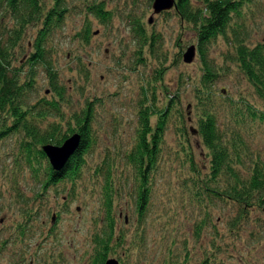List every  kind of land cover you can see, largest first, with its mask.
<instances>
[{"label": "trees", "instance_id": "1", "mask_svg": "<svg viewBox=\"0 0 264 264\" xmlns=\"http://www.w3.org/2000/svg\"><path fill=\"white\" fill-rule=\"evenodd\" d=\"M114 1L0 0V172L11 183L15 194L13 203L16 204L17 200L28 207L30 202L49 199V191H59V188L68 194V200H78L82 190H87L88 203L97 205L95 212L99 218L92 235L94 247L89 264H106L109 255L116 259L125 246L131 250L134 244L139 254L140 250L146 251L142 238L129 241L122 229L114 231V210L120 200L126 199L128 192V196L134 199L138 226L133 236L145 237L140 230L152 193L151 184L159 177L155 173L157 166L170 161V158L183 159L190 171L181 180V194H190L191 199L186 202L191 207L190 212L195 204L199 205L197 208L201 212L198 218L190 221L195 229L191 236L192 247L186 237L182 242L178 241L183 234L181 225L166 231L170 234L163 233L160 250L168 247L161 255L160 264H225L227 256L232 257V252L224 244V239L229 236L230 240L236 241L245 232L247 236L259 237L257 227H263L262 219L252 215L264 211V161L254 157L250 138L255 136L251 126L254 123L251 122L259 120L264 123V111L244 98L230 95L220 98L215 88L222 76L238 70L252 85L255 96L264 101V42L251 45L252 34L263 26L264 0H180L172 10L160 14H154L152 10L154 0L147 1L145 9H151V18L173 14L181 23L182 31L187 27L195 34L196 44L190 48H195L194 59H198L200 73L196 74L198 77L187 74L185 78L186 87L190 86L194 91L190 107L185 110L181 89L171 92L169 99L164 98L167 96V92H163L166 88L164 77L172 64L169 58L167 60L169 48L164 44V33L157 31L155 23L150 19L146 21L143 14H135L134 10L138 11L142 3L136 0ZM74 14L81 16L82 26L75 32H68L67 17ZM115 19L121 29L131 31L125 32L132 34L136 45L137 60L132 65H153V80L143 83L141 90L138 128L142 131H137V146L126 152L119 149L120 159H114V153L106 154L108 161L91 165L86 156L90 145L96 143L91 134L92 106L87 103L79 114L75 112L72 115L77 128L72 127L71 121L64 126L56 119L65 117L64 103L68 92V86L62 84L61 79L65 69L57 57L63 40H71L78 47L72 49L68 57L78 62L75 83L80 82L79 88L85 87L83 81L87 83L90 76L89 67L84 63V48L100 32L99 29L93 30V23L96 21L110 31L115 27ZM29 31L32 33L28 34ZM177 39L180 52L175 61L183 57L184 65L192 64L194 59L191 63L185 62V49L181 47L183 40ZM219 40L226 47L217 55V59L223 55L222 64L211 52ZM68 70L71 71L72 66ZM39 73L44 75L49 86V93L42 96ZM159 80L163 81V87L157 84ZM37 92L38 100L35 97ZM49 96H54L53 100H48ZM192 107L194 119L190 116ZM48 118L56 121L43 124ZM150 123L154 126L150 135L152 142L148 146L146 131ZM171 123L176 125L181 141L172 148L165 142ZM190 133L200 138L202 148L207 152L209 163L205 169L195 163L187 136ZM75 134L81 137L80 146L62 171L55 170L44 148L61 147ZM183 138L186 139L185 146ZM9 159L11 166L7 164ZM87 165L90 169L85 174ZM10 168L15 169L12 175ZM19 170L28 172L34 195L32 200L22 190L21 177L17 174ZM151 174L154 175L153 181ZM3 195L0 194L1 200H4ZM215 204L227 211V230L221 236H202L203 229L211 224L209 207ZM31 216L28 215L26 222L31 221ZM251 223L254 224L252 230L249 229ZM171 224L174 222L168 225ZM13 253L18 258L24 256L23 262H26L27 252L16 249ZM119 254L117 260L121 263L126 250L123 255Z\"/></svg>", "mask_w": 264, "mask_h": 264}, {"label": "rangeland", "instance_id": "2", "mask_svg": "<svg viewBox=\"0 0 264 264\" xmlns=\"http://www.w3.org/2000/svg\"><path fill=\"white\" fill-rule=\"evenodd\" d=\"M147 1L136 0L142 5L138 8V11L134 10L135 14H143L146 21L151 19V16L153 17L151 9H145ZM122 5L120 4V6ZM143 9L145 12H143ZM155 18L157 19L155 20ZM155 18L153 22L156 25V30L164 33V44L169 48V50L166 49L168 50L167 60L169 58V62L172 63L164 77L166 88H164L163 92H167V96H164V98L169 99L171 92L181 89L184 100L183 109L185 110V108L190 107L189 103L192 102L191 98L194 96L193 88L190 86L186 87L185 78L187 74L191 77H198L196 74L200 73L199 64L196 61L198 59H194L195 61L192 64L184 65L183 57L181 60L175 61L176 56L179 58L180 52L176 45V39L182 38L181 47L185 49L184 54L187 53L188 47L190 48L191 45L196 44V37L194 32L188 31L187 27L182 31L181 23L177 20V17H173V14ZM115 22V27L110 29V31L104 29L96 21L93 23V30L99 29L100 32L96 33V36L91 39L89 46L84 48V53L87 55H83L84 63L86 62L89 67L90 76L87 83L83 81L85 87H80V89V82L75 83L78 77L76 69L78 62L76 59L73 60V58L68 57L71 50L78 49V47L71 40H63L60 54L57 57L59 64L65 69L62 72L61 79L62 84L68 86V92L65 95L64 103V108L66 109L64 111L65 117L62 120L56 119L64 126L71 121L72 127L77 128L72 115L75 112L79 114L87 107V103L92 106L94 112L91 122V134L96 143L93 144V142L90 145L89 153L86 156L91 165H97V163L107 160L105 158L106 154L112 155L114 153V159H120L119 149L123 148V152H126V150L130 151L136 147V133L139 127L138 120L140 119L141 108L139 101L142 98L141 90L143 83L153 80V65H138L136 67L132 65L137 60L136 45L133 43L132 34L129 35L125 32L130 31L129 29H121L122 27H120L117 19H115ZM81 26V16L77 14L68 15V32H75ZM119 27L120 29H118ZM152 29H155V26ZM30 33L32 32L29 31L28 34ZM252 40L251 45L264 42V22L260 31L252 34ZM26 42L24 41V44ZM224 50H226V47L220 40L211 48L212 55L220 64H222L223 55L219 56L218 59L217 55ZM79 52L81 55L82 51L80 49ZM75 53L76 51H74ZM69 66H72L71 71L68 70ZM38 76L39 85L42 88L40 95L42 96L45 93H49V86H47V81L43 74L39 73ZM162 83L163 81L159 80L157 84L162 86ZM215 91L220 98L224 95H230L237 99L244 98L248 103L261 107L264 111V101L255 96L252 85L238 70L231 72L230 75L222 76L216 85ZM224 91L226 92L224 93ZM35 97L38 100V92ZM53 97L49 96L48 100H53ZM192 112L190 116L194 119L195 110L193 107ZM56 119L48 118L43 124L52 123ZM251 123H254L251 126L254 129L255 136L250 138V149L255 154L254 157L264 161V123L259 120ZM170 126L165 135V142L172 148L181 141L177 134L176 125L171 123ZM187 136L194 153L196 165L205 169V166L209 163V158L206 150L202 148L200 138L193 136L191 133ZM182 142L185 146L186 139L183 138ZM183 162V159L170 158V161H164L157 166L155 173L159 177L151 184L152 193L150 194L149 205L144 212L145 221L140 230L145 237L133 236L138 226V217L136 203L132 197L128 196L129 192L126 199L120 200L121 203L116 206L117 209L114 210L116 213L114 231L117 232L122 229L127 233V240L132 241L133 238L141 240L142 238L146 244V251L140 250V254L136 250L137 248H134V244L131 250H129L128 246H125L123 251L126 250V254L129 255L124 257L123 251H119L123 255L121 264H160L161 255L166 253L168 247L165 246L164 249L160 250L159 243L162 244L163 233L170 234L166 231H170L180 225L183 227L181 230L183 234H181L182 237L178 241L182 242L186 237L190 247L193 246L191 236L195 229H193L194 223L190 221L196 217L198 218L201 211L197 208L199 205L195 204L192 212H190L191 207H188L186 203L189 198L191 199L190 194L188 192L184 196L181 194V180L190 171L189 165L185 166ZM7 164L13 165L10 159ZM89 169L90 166L87 165L85 174H87ZM14 170L10 168V174H13ZM17 174H20L21 182L19 181V183L23 185L22 190L25 192V196L32 200L34 195L31 191V185H29L32 182L28 178V172L19 170ZM153 177L154 175H152V181ZM83 184L85 185L84 182ZM11 188V183L0 172V194H5L3 195L4 200L0 199V264L90 263V256L94 247L91 244L92 235L96 227L95 223L99 218L95 212L97 205L88 203L90 199L87 195V190H82V195L78 197V200L70 201L67 199L68 194L66 192L62 193L61 188H59V191L51 189L49 191V199L47 197L39 202H30V205L26 207L17 200L15 203L19 204L18 206L13 203L15 194ZM64 189L66 190V187ZM16 206L17 208L14 209ZM62 211L63 213H61ZM209 211H212L208 215L211 224L203 229L202 236H209L208 234L213 236L223 235V232L227 230L225 224L227 211H223L222 207L216 204L214 207L210 206ZM31 214V221L26 222V218ZM252 216L253 218L262 219L261 225L263 227L261 229L257 227V232L260 233V236L253 238L247 236L248 233L245 232L240 236L239 240H230L231 237L229 236L224 239V244H227L232 252V257L227 256L228 259L225 260V264H264V211L263 213L255 212ZM204 218L208 220V218ZM171 221L174 224L168 225ZM251 225L249 226L250 230L254 229V224L251 223ZM166 227H168V230ZM21 236L24 237L21 238ZM167 237L172 238L170 236ZM206 240L210 242L209 239ZM196 244L199 243L197 242ZM16 249L28 253L25 256V263L23 262L24 256L18 258L13 253ZM119 253L118 256L120 257ZM108 259H114L113 255H109Z\"/></svg>", "mask_w": 264, "mask_h": 264}, {"label": "water", "instance_id": "3", "mask_svg": "<svg viewBox=\"0 0 264 264\" xmlns=\"http://www.w3.org/2000/svg\"><path fill=\"white\" fill-rule=\"evenodd\" d=\"M180 0H154L153 10L154 14H160L162 12H167L172 10L175 7L176 2ZM150 22H153V18L150 19ZM195 57V48L191 47L188 49L185 54V62L191 63ZM81 137L80 135H74L69 138L63 146L61 147H52L46 146L45 152L53 166L57 171H61L69 158L75 153L76 149L80 145ZM106 264H119L116 260H108Z\"/></svg>", "mask_w": 264, "mask_h": 264}, {"label": "flooded vegetation", "instance_id": "4", "mask_svg": "<svg viewBox=\"0 0 264 264\" xmlns=\"http://www.w3.org/2000/svg\"><path fill=\"white\" fill-rule=\"evenodd\" d=\"M185 54V53H184ZM153 124L152 123H150V127H149V129L146 131L147 132V135H148V137H146V139L148 140V142L146 143V144H148V146L150 145V143L152 142V138L150 137V135L152 134V128H153ZM139 130H141L142 131V129H140V128H138V130L137 131H139ZM140 131V132H141ZM138 138V133H136V139ZM137 143H138V139H137ZM145 145V144H144ZM136 146H137V144H136ZM62 171V170H61Z\"/></svg>", "mask_w": 264, "mask_h": 264}, {"label": "bare ground", "instance_id": "5", "mask_svg": "<svg viewBox=\"0 0 264 264\" xmlns=\"http://www.w3.org/2000/svg\"><path fill=\"white\" fill-rule=\"evenodd\" d=\"M80 143H81V142H80ZM79 146H80V145H79ZM79 146H78V147H79ZM128 255H129V254H128ZM128 255H127V254H125V255H124V257H126V256H128ZM108 260H116V261H118V260H117V259H115V258H114V259H108ZM118 263H119V264H121L119 261H118Z\"/></svg>", "mask_w": 264, "mask_h": 264}]
</instances>
